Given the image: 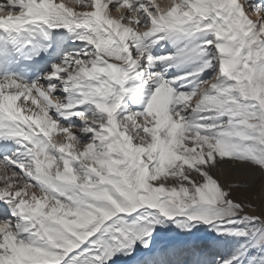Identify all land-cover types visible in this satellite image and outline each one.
Segmentation results:
<instances>
[{
	"label": "snow or ice",
	"instance_id": "obj_1",
	"mask_svg": "<svg viewBox=\"0 0 264 264\" xmlns=\"http://www.w3.org/2000/svg\"><path fill=\"white\" fill-rule=\"evenodd\" d=\"M224 168L264 174V0L0 2V264H264Z\"/></svg>",
	"mask_w": 264,
	"mask_h": 264
},
{
	"label": "bare ground",
	"instance_id": "obj_2",
	"mask_svg": "<svg viewBox=\"0 0 264 264\" xmlns=\"http://www.w3.org/2000/svg\"><path fill=\"white\" fill-rule=\"evenodd\" d=\"M0 2H3V0H0ZM253 18L255 19V16H253ZM251 166H244V169H250ZM238 171H242L244 174H248L250 173L251 175H256V171L257 170H252L251 172L246 171V170H236V169H228V168H224L221 171L217 172V176L218 178L221 180V177L224 175L225 178H228L229 176L232 175V173L238 174ZM223 180V179H222ZM223 183V181H221ZM257 189V197H255L253 194V192ZM237 198L239 199H248L251 200L253 204L260 206L262 204V202H264V174L261 173L260 177L257 179V181L255 182V185H250L247 187H240L237 190ZM255 214H259V212H256ZM176 235V234H165L161 237V241L160 243L163 244L165 242H167L171 236ZM207 233H199L196 236L192 237L191 240L196 241V240H200L203 239L205 236H207ZM214 235V234H213ZM183 238V237H182Z\"/></svg>",
	"mask_w": 264,
	"mask_h": 264
},
{
	"label": "rangeland",
	"instance_id": "obj_3",
	"mask_svg": "<svg viewBox=\"0 0 264 264\" xmlns=\"http://www.w3.org/2000/svg\"><path fill=\"white\" fill-rule=\"evenodd\" d=\"M260 175H261V172L259 170H258V172L256 171V175H251L250 173L244 174L242 171H238V174L232 173V175L229 176L228 178H225V176L223 175L221 177V181H223V183H239L241 185V187H247L250 185H255V182L260 177ZM253 194H255L254 195L255 197L258 196V195H256L257 189L253 192ZM173 239L182 240L185 238L184 237L182 238L178 235H173L170 237L169 240H173ZM190 239H192V237ZM122 264H131V262L130 261H124V262H122Z\"/></svg>",
	"mask_w": 264,
	"mask_h": 264
}]
</instances>
